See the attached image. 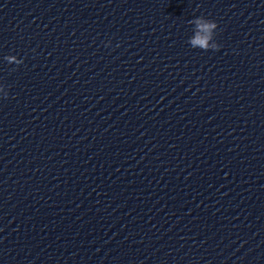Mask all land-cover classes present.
I'll list each match as a JSON object with an SVG mask.
<instances>
[{
	"label": "clouds",
	"instance_id": "1",
	"mask_svg": "<svg viewBox=\"0 0 264 264\" xmlns=\"http://www.w3.org/2000/svg\"><path fill=\"white\" fill-rule=\"evenodd\" d=\"M189 23L194 25V35L188 41L192 48H199L204 51L219 49L220 46L214 41V33L218 27L215 21L199 16L189 21ZM5 59L9 64L19 65L23 63V60L17 59L14 55L6 56ZM7 96L8 93L5 94L4 98H7Z\"/></svg>",
	"mask_w": 264,
	"mask_h": 264
}]
</instances>
